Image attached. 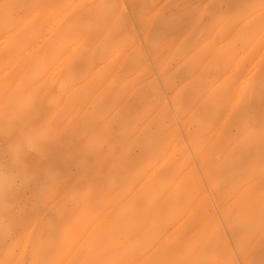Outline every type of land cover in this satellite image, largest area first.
I'll use <instances>...</instances> for the list:
<instances>
[{
	"label": "rangeland",
	"instance_id": "1",
	"mask_svg": "<svg viewBox=\"0 0 264 264\" xmlns=\"http://www.w3.org/2000/svg\"><path fill=\"white\" fill-rule=\"evenodd\" d=\"M27 137L0 264H264V0H0Z\"/></svg>",
	"mask_w": 264,
	"mask_h": 264
},
{
	"label": "clouds",
	"instance_id": "2",
	"mask_svg": "<svg viewBox=\"0 0 264 264\" xmlns=\"http://www.w3.org/2000/svg\"><path fill=\"white\" fill-rule=\"evenodd\" d=\"M40 145L35 137L24 138L21 142L7 145L4 159H0V240L11 239L18 228L13 216V209L18 203L19 194L37 180V175L30 173L27 159L39 154ZM44 176L51 181L52 173L45 169ZM42 190L47 183L41 185Z\"/></svg>",
	"mask_w": 264,
	"mask_h": 264
},
{
	"label": "bare ground",
	"instance_id": "3",
	"mask_svg": "<svg viewBox=\"0 0 264 264\" xmlns=\"http://www.w3.org/2000/svg\"><path fill=\"white\" fill-rule=\"evenodd\" d=\"M70 8H71V7H70ZM71 9H72V8H71ZM66 13H67V12H66ZM65 15H66V14H65ZM66 17H67V16H66ZM62 21H63V19H62ZM62 21H61V22H62ZM61 22H60V23H61ZM248 22H249V20H248ZM60 23L57 24V25L61 26ZM244 25H245V24H244ZM19 26H20V25H19ZM56 27H57V26H56ZM57 28H58V27H57ZM70 52H71V51H70ZM73 52H74V51H73ZM71 54H72V53H71ZM69 55H70V54H69ZM106 55H107V54H106ZM66 60H67V59H66ZM66 60H65V61H66ZM115 74H116V73H115ZM67 95H68V94H67ZM175 149H176V148H175ZM159 152H160V151H159ZM169 154H170V153H169ZM167 160H168V159H167ZM164 161H165V160H164ZM202 164H203V163H202ZM160 166H162V165L160 164ZM158 167H159V166H158ZM158 167H157V168H158ZM154 168H155V167H154ZM154 168H153V170H154ZM149 170H150V169H149ZM147 172H148V171H147ZM151 172H152V171H151ZM155 173H156V172H155ZM155 173H153V174H155ZM150 175H151V174H150ZM156 177H157V176H156ZM141 179H142V178H141ZM148 179H150V178H148ZM148 179H147V181H148ZM144 181H145V179H144ZM144 183H145V182H144ZM156 185H157V184H156ZM194 204H195V203H194ZM196 206H197V205H196ZM195 211H196V210H195ZM186 219H187V218H186ZM185 221H186V220H185ZM183 223H184V222H183ZM185 224H186V223H185ZM185 226H186V225H185ZM170 235H171V233H170ZM166 237H167V236H166Z\"/></svg>",
	"mask_w": 264,
	"mask_h": 264
}]
</instances>
